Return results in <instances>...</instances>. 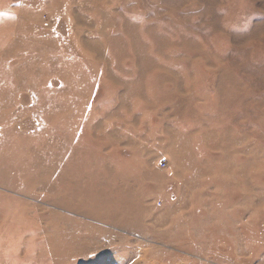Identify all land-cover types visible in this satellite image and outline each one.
Instances as JSON below:
<instances>
[{"label": "rangeland", "instance_id": "374dc122", "mask_svg": "<svg viewBox=\"0 0 264 264\" xmlns=\"http://www.w3.org/2000/svg\"><path fill=\"white\" fill-rule=\"evenodd\" d=\"M0 264H264V0H0Z\"/></svg>", "mask_w": 264, "mask_h": 264}]
</instances>
